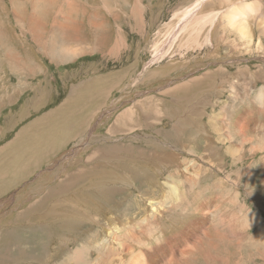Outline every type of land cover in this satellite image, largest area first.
<instances>
[{"label":"rangeland","instance_id":"rangeland-1","mask_svg":"<svg viewBox=\"0 0 264 264\" xmlns=\"http://www.w3.org/2000/svg\"><path fill=\"white\" fill-rule=\"evenodd\" d=\"M33 1L0 0V108L33 85L60 102L72 86L88 106L103 90L104 105L87 128L71 106L52 115L63 137L75 125L86 137L60 158L40 214L0 229V264H264V0H88L79 18L75 1ZM232 6L247 8L242 35L227 27ZM18 17L61 33L26 35ZM245 113L246 142L228 133Z\"/></svg>","mask_w":264,"mask_h":264},{"label":"crops","instance_id":"crops-1","mask_svg":"<svg viewBox=\"0 0 264 264\" xmlns=\"http://www.w3.org/2000/svg\"><path fill=\"white\" fill-rule=\"evenodd\" d=\"M77 60L80 61L79 58ZM80 70L83 71L79 68ZM95 73L97 71L90 72L85 77L86 80H91L90 76L97 75ZM97 84V81H89L87 87L95 88ZM29 90H32L30 99L27 97L22 102L18 101L12 106L0 108V229L6 228L9 220L11 224L17 225L16 217L38 216L42 210L40 207L42 199L48 198L52 193L57 195L55 190L57 184L54 186L57 174L54 170L59 168L60 158L66 153L68 146L82 139L83 136L86 137L84 129L88 127L89 116L92 114L94 118L99 119L95 115L103 108L95 114L91 112L95 107L104 105L103 90L100 102L88 98L89 106L85 100L86 92L80 91L79 96L77 94L73 96L72 86L70 90L66 89V93H71L70 99L63 102L58 101L55 97L58 92L53 91L51 86H45L42 90L33 85L27 87L22 95ZM5 101H8L6 97H4ZM23 105L26 108L24 106L21 109ZM70 106L73 117L85 118L83 124L86 127L75 125V128L63 137L58 133V127L51 125L50 120L56 111L66 110ZM94 118L92 119L95 120ZM79 161L83 162L76 159L73 163L80 164ZM60 168L64 172V167ZM62 182L59 181V184ZM44 185L47 186L43 189ZM30 201L33 206L24 208V205ZM23 222L21 220V225Z\"/></svg>","mask_w":264,"mask_h":264},{"label":"bare ground","instance_id":"bare-ground-1","mask_svg":"<svg viewBox=\"0 0 264 264\" xmlns=\"http://www.w3.org/2000/svg\"><path fill=\"white\" fill-rule=\"evenodd\" d=\"M15 1H17V0H11V2L12 3H14ZM31 1H33V0H31ZM42 0H34L32 3H37V7L39 6L38 5V3H40ZM44 1V3H47L48 5H49V7H50V9H51V11L50 12H52V10L53 9H55V7H57L58 5H66L67 3H68V1L69 0H43ZM73 2L75 1L76 3L75 4H77L78 6H79V8H82V10H78V11H76L75 13H73L72 14V16H76V18H79V17H81V12L83 11V6L88 2V0H72ZM125 1V0H124ZM108 2L110 3L111 1H109L108 0ZM114 4V3H113ZM201 4H202V2H201ZM111 5H112V3H111ZM115 5V4H114ZM199 5V4H198ZM197 5V6H198ZM36 6H34V8L36 7ZM8 9V8H7ZM36 9V8H35ZM46 9V8H45ZM48 9V8H47ZM49 9V10H50ZM196 9V8H195ZM229 9H231V10H229ZM228 10L229 11H227L226 12V14L228 15V14H230L231 16H233L232 17V19H231V21L233 22V23H235V24H228L227 25V27H229L231 30L232 29H234V30H236L239 34H243V32L244 31H246V30H248V24H247V22H246V19L244 18V14L243 13H245L246 12V9L247 8H242V7H236V6H232L231 8H229ZM33 10V9H32ZM43 10V9H42ZM49 10H48V12H49ZM194 10V9H193ZM191 11V12H189L187 15H193V12L194 11ZM197 10V9H196ZM195 10V11H196ZM41 10H39L38 12H40ZM34 12V11H33ZM36 13V12H35ZM34 13V14H35ZM65 13V12H64ZM62 14V13H60L58 16L57 15H55V16H57V18H62L63 19V23L64 22H66L67 20H69L70 18H71V16L70 15H67V14ZM33 14V15H34ZM37 14V13H36ZM61 14H62V16H61ZM44 15V12H43V14H42V16ZM226 15V16H227ZM36 16H39V15H36ZM17 17V16H16ZM39 17H41V15L39 16ZM49 17H50V19H52V14H49V15H46V18H45V16H43V21H44V19H45V21H47V19H49ZM56 18V19H57ZM16 19V18H15ZM42 19V18H41ZM21 21V18H19L18 17V22L20 23V24H22V26H23V22H20ZM31 21V20H30ZM42 21V20H41ZM49 23H51V20H50V22ZM67 23V22H66ZM29 24V23H28ZM32 25V26H31ZM31 25H30V28H26V27H22V28H20V31L21 32H23L24 34H26V35H30V36H33V37H36V38H42V37H45V35H49V36H52V35H58V34H60L61 33V30H59V29H57V28H54V27H50V26H47L46 25V27H42V26H40V24H38L37 26L34 24V21L32 20V22H31ZM140 26V25H139ZM220 26H221V28H223L224 30H225V27H224V25L221 23L220 24ZM6 27V26H5ZM3 28V27H2ZM2 28H0V35L3 33V29ZM222 29V30H223ZM6 30V29H5ZM7 30H9V29H7ZM262 30H264V22H262ZM13 30H12V28H11V32H12ZM42 32V35H40V33ZM225 32V31H224ZM176 33H177V31H176ZM264 33V32H263ZM178 34V33H177ZM177 34H176V37H177ZM262 34V33H261ZM2 35H5V34H2ZM1 35V36H2ZM62 36V35H61ZM33 37H32V39H33ZM48 37V36H47ZM63 37V36H62ZM54 38V37H53ZM35 39V38H34ZM56 39V38H55ZM36 41H38L37 39H35ZM40 40V39H39ZM58 40H59V38H58ZM1 42V41H0ZM54 43V42H53ZM59 43V42H58ZM61 43V42H60ZM74 43V42H73ZM49 44V43H48ZM51 44V43H50ZM71 44V43H70ZM58 45V44H57ZM62 45V44H61ZM60 45V46H61ZM64 45V44H63ZM77 45V44H76ZM260 45L262 46V44L260 43ZM2 46V45H1ZM11 47V46H10ZM51 47H53V46H51ZM62 47V46H61ZM56 48V47H55ZM13 49V48H12ZM50 49V48H49ZM66 49H68V48H66ZM10 50H11V48H10ZM69 50V49H68ZM53 54H55V55H57L58 57H60V58H62L63 60H72L74 57H75V54H71L70 52H68V51H65L64 49H58V51L56 52H52ZM54 55V56H55ZM53 57V56H52ZM57 58V57H56ZM62 62V61H61ZM185 88V87H184ZM186 90V89H185ZM256 99V101H257V103L262 107V108H264V99H262L261 98V91H260V93L258 94V96L255 98ZM239 101H241V100H239ZM232 102V101H231ZM238 103V102H237ZM234 104V103H233ZM235 108H236V106H234ZM232 113H235V109L233 108V110H232ZM231 116V115H230ZM241 116V115H240ZM247 114L245 113L244 114V116H242V117H240L239 119H238V121H237V125H235L234 126V124H233V126L234 127H232V129H231V131H229L228 130V133L232 136V135H234V136H232V137H236V138H239L240 140H242V141H244V142H246V131H245V129L244 128H246L247 126H248V124H249V120L247 119ZM94 118V117H93ZM230 121V120H229ZM234 121V120H233ZM213 122V121H212ZM211 122V123H212ZM232 122V121H231ZM230 122V123H231ZM244 122V123H243ZM239 124H241V126H239ZM230 125H232V124H230ZM230 125H228V128H231V126ZM212 126H213V128L215 129V125H213L212 124ZM263 143H264V137H263V139L262 140H260L259 141V147L260 148H262V150H264V145H263ZM229 149H230V151L232 152V153H237V149H234L232 146H230L229 147ZM206 150H207V148H206ZM263 159V158H262ZM262 161V160H261ZM262 163V162H261ZM114 164V163H113ZM112 164V165H113ZM264 166V165H263ZM117 167V165L114 167V168H116ZM114 175V174H113ZM105 176V172H103V176H102V178ZM112 176V175H111ZM114 178V177H113ZM105 180V179H104ZM117 183H119V181L117 180ZM99 184V182H97V185ZM103 184L105 185V182H100V184L99 185H102L103 186ZM107 186V185H106ZM110 191V190H109ZM102 192V191H101ZM115 193V192H114ZM118 193V192H117ZM96 194V193H95ZM102 194H103V192H102ZM90 197H91V195H89ZM48 197V196H47ZM71 197V196H70ZM95 198V197H94ZM47 199V198H46ZM150 204H151V202H150ZM61 205H65V202L64 203H62ZM47 207V206H46ZM54 208V207H53ZM53 208H51L50 210H52ZM154 208V207H153ZM152 208V209H153ZM157 208H159V207H157ZM156 208V209H157ZM47 209V208H46ZM56 209V208H55ZM151 209V210H152ZM160 209H161V207H160ZM73 211V210H72ZM97 211V210H96ZM125 211H127V210H125ZM159 212V211H158ZM120 213V212H119ZM123 213V212H122ZM163 213V212H162ZM57 214V213H56ZM58 215V214H57ZM74 215V214H73ZM122 215V214H121ZM130 215V214H129ZM150 215V214H149ZM211 215V214H210ZM55 216V215H54ZM61 216V215H60ZM253 220L255 221V223H258V221H259V219L258 218H256V217H254L253 218ZM208 221V220H207ZM120 226V225H119ZM128 226V225H127ZM150 226V225H149ZM134 227V226H133ZM133 227H132V229H133ZM132 232V231H131ZM137 232V231H136ZM110 233V232H109ZM109 233H107V235L109 234ZM112 233V232H111ZM133 233V232H132ZM131 233V234H132ZM137 235V238H138V234H136ZM141 235H142V233H141ZM111 237H113L112 235H110ZM119 236V235H118ZM107 237V236H106ZM127 237V236H126ZM134 236H133V234H132V238H133ZM180 237V236H179ZM178 237V238H179ZM134 239V238H133ZM136 239V238H135ZM134 239V240H135ZM172 239H174V238H172ZM113 240V239H112ZM118 241V240H117ZM114 242V241H113ZM136 242V241H135ZM132 243V242H131ZM130 243V244H131ZM131 245H133V244H131ZM124 246V245H123ZM126 246V245H125ZM135 246V245H134ZM131 247V246H130ZM129 247V248H130ZM133 247V246H132ZM123 250H125V248H122ZM161 249V248H160ZM84 250V249H83ZM128 252V251H127ZM102 253V252H101ZM76 255V254H75ZM104 255H106V254H104ZM111 255H112V253H110V254H108V256L111 258ZM153 256H157V255H153ZM73 258V257H72ZM70 259V258H69ZM152 259V258H151ZM158 259V258H157ZM156 258H154V259H152V261H151V264H157L158 263V261L159 260H157ZM107 260V259H106ZM79 261V263H80V259L78 260ZM68 262V261H67ZM61 264V263H60ZM81 264V263H80ZM132 264V263H131Z\"/></svg>","mask_w":264,"mask_h":264}]
</instances>
